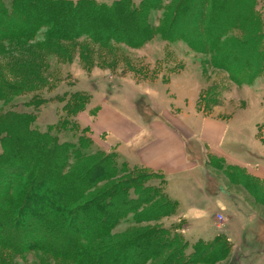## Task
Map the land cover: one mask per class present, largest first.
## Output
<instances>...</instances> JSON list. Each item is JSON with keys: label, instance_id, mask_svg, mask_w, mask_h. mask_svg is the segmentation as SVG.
Instances as JSON below:
<instances>
[{"label": "trees", "instance_id": "1", "mask_svg": "<svg viewBox=\"0 0 264 264\" xmlns=\"http://www.w3.org/2000/svg\"><path fill=\"white\" fill-rule=\"evenodd\" d=\"M256 8L257 0H0V46H33L35 64L24 65L17 77L21 84H39L27 91L0 78V252L10 260L37 254L57 264H214L226 257L232 244L224 234L189 244L183 225L160 223L178 209L160 173L119 164L115 147L91 152L87 128L75 142H60L52 132L64 124L40 132L30 113L4 111L8 102L26 105L17 96L30 92L34 101H45L40 95L53 85L44 86L42 76H54L46 58L67 62L72 52L66 44L80 40L113 50V44L138 48L158 36L209 55V65L222 68L236 85L250 83L264 70ZM87 100L76 93L63 110L84 111ZM207 158L231 183L232 176L245 189L259 183L221 157ZM150 222L157 225L138 226ZM122 223L129 228L112 234Z\"/></svg>", "mask_w": 264, "mask_h": 264}, {"label": "rangeland", "instance_id": "2", "mask_svg": "<svg viewBox=\"0 0 264 264\" xmlns=\"http://www.w3.org/2000/svg\"><path fill=\"white\" fill-rule=\"evenodd\" d=\"M111 1L97 0L104 3ZM132 1L137 4L141 0ZM256 9L260 14L264 32V0H257ZM16 45L4 42L0 46V78L32 91L38 88V82L30 80L29 84H21L17 76L24 65L35 64L36 50L30 44H21L20 48ZM72 45L66 44L72 52L67 62L59 64L57 57L53 55L46 58L50 62L48 72L53 71L54 76H49L48 79L44 74L42 76L44 86L49 82V85H53L52 90L41 93L40 96L45 101H34L31 98L32 92L18 95L17 97L22 96L20 98L26 105L16 108L13 102H8L5 114L10 110L30 113L35 117L34 128L40 132L47 131L48 127L64 124L58 131L52 132L60 142H75L77 136L83 135L82 129L90 130L96 112L103 103L111 105L121 114L130 113V116L138 118L166 111L177 116L179 111L182 116L180 122L188 127L191 125L192 129H198L197 122H200L194 115L196 111L203 115H231L238 121L228 122L229 131L221 144L222 149L232 152L233 149L237 150L236 147H242L248 153L247 160L253 161L254 166L258 163L255 161L258 153L249 149L250 142L253 147L262 148L264 154V70L253 77L250 83L236 85L222 68L209 65V55L196 53L180 42L167 43L158 36L138 48L113 44L115 51L95 46L88 40H80ZM28 48L30 50H27ZM84 52L88 53L86 59L89 63L83 58ZM76 93L88 99L86 109L79 113L76 110L74 115H68L63 108L67 102H70V106L73 104L72 96ZM4 101H0V111ZM235 123L246 124V127L244 132L242 131L243 135L241 132L238 136L239 143L234 146L230 143V138L235 134L234 129H231ZM85 135L94 141L91 152L100 149L108 151L114 147L103 144L101 137L94 138L92 131ZM194 150L199 162H204L206 166L205 170L199 169V175L203 186L207 183V195H211L213 200L214 195L218 196L221 192L225 202L236 203L241 209L237 213L226 206L224 211L218 212L222 218L219 220L216 216L215 227L205 215L184 216L186 224H183V220L174 218L175 214L162 219L160 223L163 226H169L171 223L183 225L181 233L189 244L198 239L210 241L217 234H224L232 246L226 257L220 258L214 264H264V181L258 180L259 183H255L252 190L237 185L235 182H242V179L238 180L233 176L231 183L224 173L216 170L212 163H208L209 151L200 150L198 147ZM117 162L121 164L124 161L119 158ZM216 177H220L224 185L242 197L244 202L233 198L231 200L229 194H226L227 190L219 186ZM104 184L105 182H102L99 187ZM151 184L157 185L159 180H154ZM197 204L206 209V213L213 211V207L201 197ZM245 206L249 209H244ZM155 225L157 223L150 222L138 226L148 228ZM129 226L122 223L112 234H122ZM5 255V252H0V264H57L37 254H27L13 260Z\"/></svg>", "mask_w": 264, "mask_h": 264}, {"label": "crops", "instance_id": "3", "mask_svg": "<svg viewBox=\"0 0 264 264\" xmlns=\"http://www.w3.org/2000/svg\"><path fill=\"white\" fill-rule=\"evenodd\" d=\"M194 115L200 121L197 122L198 129H192L191 125L190 127L183 125L180 122L182 116L179 111L177 116L166 111L138 118L130 116V113L121 114L111 105L103 103L96 112L90 131L94 138L101 137L103 144L116 147L119 158L130 167H143L160 173L165 178L164 191L169 199L177 202L178 205L174 218L185 221L184 216L205 215L215 227V219L220 215L219 211H224L225 207L229 206L238 213L241 208L236 203L225 202L221 192L218 194V190L216 192L218 196L214 195L213 200L211 195H207V183L203 186L199 175V169L205 170L206 166L204 162H199L194 148L209 151L210 154L223 158L226 163L245 169L247 174L260 181H264V154L262 148L253 147V143L250 142L249 149L258 153L255 159L258 163L254 166L253 161L247 160L248 153L242 147H236L237 150L233 149L232 152L222 149L221 144L229 131L228 122L238 121L231 115L225 117L215 114L203 115L197 111ZM236 124L231 126L235 134L230 138L232 139L230 143L234 146L239 143L238 136L246 127L243 123ZM217 181L220 187L227 190L226 194H229L230 199L244 202L242 197L231 192L224 185L220 177ZM200 197L213 207V211L206 213V209L197 204ZM247 207L244 209L248 210ZM255 214L258 215L256 212ZM246 215L248 216V213Z\"/></svg>", "mask_w": 264, "mask_h": 264}, {"label": "built area", "instance_id": "4", "mask_svg": "<svg viewBox=\"0 0 264 264\" xmlns=\"http://www.w3.org/2000/svg\"><path fill=\"white\" fill-rule=\"evenodd\" d=\"M217 218L220 220L222 217L220 215H217Z\"/></svg>", "mask_w": 264, "mask_h": 264}]
</instances>
